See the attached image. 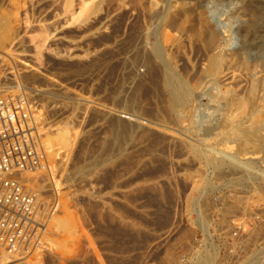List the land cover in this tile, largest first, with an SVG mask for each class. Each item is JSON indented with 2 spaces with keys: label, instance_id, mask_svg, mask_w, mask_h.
<instances>
[{
  "label": "rangeland",
  "instance_id": "1",
  "mask_svg": "<svg viewBox=\"0 0 264 264\" xmlns=\"http://www.w3.org/2000/svg\"><path fill=\"white\" fill-rule=\"evenodd\" d=\"M150 1L166 8L200 4L219 42L193 55L189 85L211 78L215 85L204 91L236 97L241 111H255L264 121V91L257 81L264 75V50L251 47L245 62L233 57L254 18L260 23L256 36L264 35V0H234L220 20L210 19L207 0H144ZM83 6L87 10L79 14ZM107 7L111 15L134 12L132 0H0V24H11L21 36L0 48L4 64L17 58L6 67V84L14 82L7 72L18 71L31 92L43 90L34 103L46 144L47 135L64 126L73 141L71 151L59 150L50 160L52 175L36 174H45L52 186L43 194L56 188L60 201L43 247L22 260L4 257L0 264H264V125L251 133L248 123L239 135L229 130L217 141L201 142L197 124L213 110H173L160 64L150 57L158 40L154 20L141 19L133 28L126 19L117 30L103 22L84 31ZM24 62L38 72H26ZM206 153L220 165L210 167ZM249 162L251 169L243 170ZM242 171L252 178L239 180ZM170 192L173 201L162 197ZM167 213L176 218L162 230ZM67 217L69 230L54 227ZM250 217L254 225L238 240L235 225ZM185 230L190 234L181 239Z\"/></svg>",
  "mask_w": 264,
  "mask_h": 264
},
{
  "label": "bare ground",
  "instance_id": "2",
  "mask_svg": "<svg viewBox=\"0 0 264 264\" xmlns=\"http://www.w3.org/2000/svg\"><path fill=\"white\" fill-rule=\"evenodd\" d=\"M132 2L134 6V12L130 13L129 11H120L114 15H111L110 9L107 7V10L99 13L98 18H95L94 22L84 31H89L103 22L109 23L115 30H117L124 25L126 19L127 21L129 19L133 20V28L136 27L141 19L154 20L158 26L155 31V34L158 36V40L151 49L150 57L151 59L157 60L160 64V71L164 82L163 85L168 93L169 101L173 105V110L178 115H182V112L189 107H192L195 112L200 110L202 107L213 110L209 120L203 122L201 121L197 124V128H199L200 131L199 134L201 135V142L206 144L207 142L211 143L213 141H217L219 138L228 134L229 130H235L239 135V133H241L244 128L250 127L248 123L252 125L250 129L253 128L251 133H253L254 130L259 131L262 128L261 126L262 124L264 125V121H260L256 118L258 114L254 113L255 111H251L249 113L241 111L242 103L236 97L228 98V96L224 97L219 93L209 94L207 91H204L206 88H212L216 83L215 80L210 78V80H207L204 84H199L196 86V88H193L189 85L186 76L187 74L189 75L193 70V65L191 64L193 55L195 53L201 54L206 53L207 50H213L216 48L215 46L219 42V33L208 23L207 15L205 11L201 9L199 3L183 1L177 3L175 6L166 8L164 6H160L154 1L145 3L144 0H132ZM70 6L73 7L72 1ZM100 7L101 3H99L95 9L98 10ZM86 10L87 6H83V8L80 9L79 14ZM259 25L260 23L258 18H254L249 26L245 28L243 48L233 55L237 61L245 62V55L253 46L258 47L260 50H264V35L257 37L255 32L257 29H259ZM261 29H264L263 25L261 26ZM19 36L20 33L13 31L11 24L3 22L0 24V48L6 47L7 44H12L16 39L20 41L21 36ZM224 49L225 47H222L221 50V55H224L222 56L223 59L226 58L225 53L223 52ZM10 59L12 62L4 64L5 67L9 66V68H12L11 63L16 65L17 58H15V56H10ZM24 63V69L26 72H38V69L35 68V66L28 62ZM7 74H12L14 78V82H12L11 85L14 83L15 87H24L26 90L30 89V92L33 91L32 88L27 87L28 84L23 82L22 76L18 73V71L16 75L14 71H9ZM257 81L262 87L261 91H264V75L257 77ZM4 87L10 88L9 85H5ZM34 91L35 92H31L33 93V97L40 95L43 92V90ZM30 92L29 94L32 97ZM46 141V145H48V162H50V160L55 161V156L60 154L59 150L63 149L65 151H71L70 147L73 143L69 128L67 126L58 128L56 131L47 135ZM170 143L172 144L173 142ZM259 150L264 152V141L259 145ZM209 151H211V149ZM215 153L218 152L215 151ZM204 156L206 157L210 167L216 168L221 163L219 162V159L211 154L206 153ZM79 157H83V155H80ZM227 157L231 159L229 155H227ZM250 159L257 158L253 156ZM252 164V162L242 164L243 170L249 171L252 167ZM242 173V176L238 178L239 180L245 181L248 178H252L251 174H249V177L247 172L242 171ZM35 178H40L42 180L37 186L38 191L43 193L45 190L47 191V187L51 188V186H49L50 183H47L45 174L36 175ZM166 184L171 187L172 180L168 178ZM151 189L154 190L155 186H152ZM145 190V188H139L138 191L144 192ZM162 197L164 199L173 201L175 194L170 192L169 194L163 195ZM89 210L93 212L94 207L90 206ZM175 218V214L173 215L171 213H167L165 219L161 222V226L165 225L162 230L171 225ZM242 221L245 220L237 222L234 230L240 225V222ZM57 226L64 228V230H69L72 225L70 219L67 217L62 220L57 219L54 227ZM164 234L165 233L156 235L155 239L162 238ZM189 234L190 231L185 230L181 234L180 238L185 239L189 236ZM109 251L111 250L109 249L108 252ZM22 259L23 258H19L17 260ZM77 260L78 259H76V261ZM12 262L14 261H7L4 264H10Z\"/></svg>",
  "mask_w": 264,
  "mask_h": 264
},
{
  "label": "built area",
  "instance_id": "3",
  "mask_svg": "<svg viewBox=\"0 0 264 264\" xmlns=\"http://www.w3.org/2000/svg\"><path fill=\"white\" fill-rule=\"evenodd\" d=\"M5 85L6 67L0 52V263L4 257L21 258L39 251L49 222L60 208L58 190L44 195L37 189L41 181L32 177L41 172L52 175L34 97L24 87ZM255 220L240 222L235 237H246Z\"/></svg>",
  "mask_w": 264,
  "mask_h": 264
},
{
  "label": "clouds",
  "instance_id": "4",
  "mask_svg": "<svg viewBox=\"0 0 264 264\" xmlns=\"http://www.w3.org/2000/svg\"><path fill=\"white\" fill-rule=\"evenodd\" d=\"M234 0H207L205 5L212 20H220L232 8ZM234 40L232 41L233 46Z\"/></svg>",
  "mask_w": 264,
  "mask_h": 264
}]
</instances>
